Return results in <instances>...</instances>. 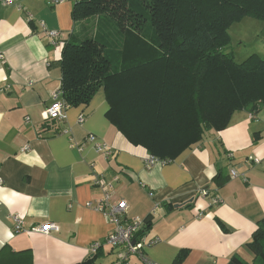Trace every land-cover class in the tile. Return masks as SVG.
<instances>
[{
    "label": "crops",
    "instance_id": "1",
    "mask_svg": "<svg viewBox=\"0 0 264 264\" xmlns=\"http://www.w3.org/2000/svg\"><path fill=\"white\" fill-rule=\"evenodd\" d=\"M72 8L0 0V264H81L93 242L100 243L96 263L118 264L124 248L104 242L113 225L94 208L105 189L95 184L99 175L112 201L126 203V218H150L147 238L158 241L143 250L152 263L173 264L183 249L181 264H226L232 255L251 261L246 243L264 219V107L236 110L225 128L149 167L145 146L105 117L102 89L87 105L68 107L64 119L46 120L64 43L90 33L92 19L73 21ZM41 23L59 31L61 45L49 43ZM88 134L110 154L97 152ZM48 222L57 230H31ZM127 262L144 264L137 255Z\"/></svg>",
    "mask_w": 264,
    "mask_h": 264
},
{
    "label": "trees",
    "instance_id": "2",
    "mask_svg": "<svg viewBox=\"0 0 264 264\" xmlns=\"http://www.w3.org/2000/svg\"><path fill=\"white\" fill-rule=\"evenodd\" d=\"M143 3L157 47L143 35L145 19L136 11L138 5L127 0L73 3V21L92 19V34L64 43L59 89L69 107L87 105L102 89L109 122L130 142L169 162L204 132L225 128L236 110L256 113L264 107V58L252 54L237 63L232 52L225 51L229 24L245 16L264 19V0ZM108 24L122 34L117 49L107 48L103 29ZM112 63L118 69L111 70ZM149 226L150 218H144L143 233ZM246 246L251 261L232 255L226 264H264V219L257 222ZM187 252L180 250L173 264H181ZM95 256L81 264H98Z\"/></svg>",
    "mask_w": 264,
    "mask_h": 264
},
{
    "label": "built area",
    "instance_id": "3",
    "mask_svg": "<svg viewBox=\"0 0 264 264\" xmlns=\"http://www.w3.org/2000/svg\"><path fill=\"white\" fill-rule=\"evenodd\" d=\"M47 5L54 6L63 2H75L76 0H44ZM12 0H7V3ZM41 28L47 37V40L51 45H61L59 38V31L46 29L41 23ZM68 104L63 100L60 89H56L51 93V103L43 111V116L46 120H62L65 117V111L68 108ZM83 117L78 118V122H82ZM86 141L91 142L97 152L108 156L110 151L106 149L103 142L98 141L94 134H88ZM27 147H25L26 149ZM157 162H163V160L149 154L145 160L147 167L152 166ZM253 162L258 163V159H254ZM231 177H235L236 173L234 170L230 172ZM95 184L105 187L101 199H99L94 208L103 213L108 221L113 225L112 230L105 236L104 242L111 247H123L124 251L120 254L118 264H128L127 258L129 255H137L144 264H154L144 254V247L152 245L158 241V238H147V233H143L144 219L141 218H126V203L123 200L116 202L112 201L111 193L108 192L105 186V179L99 175L95 179ZM205 194V191L202 192ZM213 204L220 202L218 198H214L211 201ZM91 206V203H88ZM14 220V231L19 232L22 229L21 218L17 215H13ZM32 231L39 233H49L57 230V225L51 222L44 223L42 225L34 226L31 228ZM100 243L93 242L90 245V252L95 253Z\"/></svg>",
    "mask_w": 264,
    "mask_h": 264
},
{
    "label": "rangeland",
    "instance_id": "4",
    "mask_svg": "<svg viewBox=\"0 0 264 264\" xmlns=\"http://www.w3.org/2000/svg\"><path fill=\"white\" fill-rule=\"evenodd\" d=\"M129 5H138L137 12H140L144 17L142 24V31L146 41L153 47H157L156 34L150 23L149 10L143 3V0H127ZM117 31H120L115 25L108 24L103 32L105 33V40L107 48L111 49L120 47V36ZM91 33V32H90ZM92 34V33H91ZM229 44L225 47V51L232 52L231 55L235 62L239 63L246 59L249 55L256 54L260 58H264V19L245 16L236 20L228 26ZM110 51H108L109 55ZM112 69H118L117 63H112ZM115 64V65H114ZM249 262V260H247Z\"/></svg>",
    "mask_w": 264,
    "mask_h": 264
},
{
    "label": "water",
    "instance_id": "5",
    "mask_svg": "<svg viewBox=\"0 0 264 264\" xmlns=\"http://www.w3.org/2000/svg\"><path fill=\"white\" fill-rule=\"evenodd\" d=\"M176 206V205H175Z\"/></svg>",
    "mask_w": 264,
    "mask_h": 264
}]
</instances>
